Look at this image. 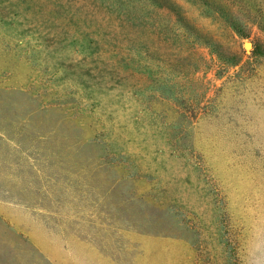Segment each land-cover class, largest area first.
Segmentation results:
<instances>
[{"label":"rangeland","instance_id":"374dc122","mask_svg":"<svg viewBox=\"0 0 264 264\" xmlns=\"http://www.w3.org/2000/svg\"><path fill=\"white\" fill-rule=\"evenodd\" d=\"M0 264H264V0H0Z\"/></svg>","mask_w":264,"mask_h":264}]
</instances>
